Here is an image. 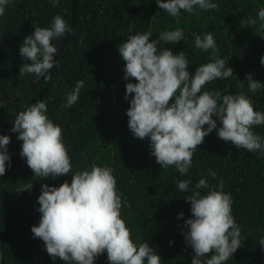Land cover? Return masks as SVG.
Wrapping results in <instances>:
<instances>
[{"label":"trees","instance_id":"trees-1","mask_svg":"<svg viewBox=\"0 0 264 264\" xmlns=\"http://www.w3.org/2000/svg\"><path fill=\"white\" fill-rule=\"evenodd\" d=\"M214 10L194 6L192 13L181 10L172 17L160 9L156 0H60L53 6L50 0H10L0 16V135H9L7 146L10 164L0 176V264H65L53 260L44 242L33 236L31 227L38 225V196L43 183L59 186L71 182L72 173L55 178H34L26 159L20 155L22 141L12 132L13 122L20 111L38 100L47 104L46 115L62 128L72 170L90 169L92 164L108 166L116 178V190L122 200L121 218L131 230L137 244L147 242L162 259V264H192L194 252L185 243L184 220L191 217V205L185 199L188 192L179 191L178 180L191 179L190 188L201 177L209 185L224 183L223 191L232 197V215L244 239L241 246L225 264H264V155L236 148L219 139L214 129L204 138L192 157V167L181 176L174 165L162 167L150 154L149 138L134 137L128 127L125 99V62L119 46L131 35L150 32L158 51L171 48L184 51L189 71L211 62V50L195 47V36L211 33L218 55L228 60L233 76L217 79L203 86L202 91L243 92L252 100L254 110L264 112V87L252 93L248 90L246 74L264 84V29L257 13L264 0H212ZM61 15L71 26V33L56 38L57 46L64 40L55 57L57 66L49 70L50 79L25 73L19 75L23 60L19 47L31 35L34 26L51 27L52 18ZM257 19L255 26L242 27L240 21ZM181 28L179 43L160 40V34ZM81 39L83 43H81ZM244 85H240V81ZM78 81L84 82L79 99L71 107L64 106L66 95ZM134 96V93L131 94ZM174 99V98H173ZM171 103V101H170ZM215 118V117H214ZM217 126L220 122L217 119ZM207 127V125H205ZM253 131L264 137V125ZM209 169L216 177L209 175ZM32 183L31 191L18 193L22 185ZM206 194L207 189H201ZM183 212V217L178 214ZM171 242V243H170ZM210 256L202 257L206 261ZM94 264H109L107 253Z\"/></svg>","mask_w":264,"mask_h":264},{"label":"clouds","instance_id":"clouds-1","mask_svg":"<svg viewBox=\"0 0 264 264\" xmlns=\"http://www.w3.org/2000/svg\"><path fill=\"white\" fill-rule=\"evenodd\" d=\"M9 2L0 0V16ZM59 2L50 0L53 6ZM156 3L172 17H179L181 10L192 13L194 6L205 11L218 8L212 0H156ZM257 18L264 29V8L258 11ZM240 23L242 27H251L257 24V19L249 17ZM71 31L70 24L59 14L52 18L51 27L34 26L33 33L19 47L23 60L31 62L20 65L19 75L30 73L50 79L49 70L58 67L53 58L57 46L52 41ZM150 36V32L131 35L118 48L125 62L124 79L137 81L126 84L125 99L131 96L126 110L128 127L134 137L149 138L150 154L156 162L162 167L174 165L181 176L186 175L196 148L214 129L219 139L236 148L264 155V137L253 131L254 126L264 125V112L254 110L251 98L243 92H227L228 86L223 93L202 91L204 85L234 74L228 66L230 57L227 61L219 57L213 35L195 36V47L204 52L211 50L213 59L197 66L194 74L189 71L184 51L174 54L166 47L158 51V42L150 41ZM183 37L181 28L160 34V40L171 44L179 43ZM260 63L264 65V56ZM245 79L252 93L264 87L261 81L253 79L252 73L246 74ZM240 85L244 82L240 81ZM83 87L84 82L78 81L66 95L64 106L75 104ZM46 113V102L38 100L18 113L11 128L22 141L20 155L26 159L34 178L72 173L70 183L65 180L59 186L42 184L38 196L41 217L39 224L31 227L33 236L44 242L53 260L59 258L65 264H94L105 251L109 264H162L160 255L147 242L133 241L131 230L121 218L122 200L116 190L113 169L94 163L90 169L73 172L62 128ZM10 143L9 135H0V176L6 172V162L10 164L7 150ZM208 171L212 178L216 177V172ZM191 184V179H183L175 186L181 192L191 193L185 196L191 205V217L184 220L182 231L185 243L194 252L192 264H225L244 240L232 215L231 194L223 191L222 180L218 186L209 185L201 177L194 187L190 188ZM32 188L29 183L17 191ZM201 189L208 191L202 195ZM183 215L181 211L178 218ZM259 244L264 246V238ZM205 256L210 258L202 261Z\"/></svg>","mask_w":264,"mask_h":264},{"label":"water","instance_id":"water-1","mask_svg":"<svg viewBox=\"0 0 264 264\" xmlns=\"http://www.w3.org/2000/svg\"><path fill=\"white\" fill-rule=\"evenodd\" d=\"M63 42H64V40H62L61 43L59 44V46H58V48H57V53H58V50L60 49V47L62 46ZM57 53L54 54V57H53L54 59H55ZM15 98H16L15 96H13V97H11V98H8L5 102H3L2 104H0V106L6 104V103L9 102V101H13Z\"/></svg>","mask_w":264,"mask_h":264}]
</instances>
